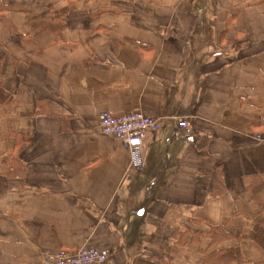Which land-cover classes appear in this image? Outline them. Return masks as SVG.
I'll use <instances>...</instances> for the list:
<instances>
[{"label":"crops","instance_id":"crops-1","mask_svg":"<svg viewBox=\"0 0 264 264\" xmlns=\"http://www.w3.org/2000/svg\"><path fill=\"white\" fill-rule=\"evenodd\" d=\"M0 78V264H264V0H0ZM101 112L160 121L142 171Z\"/></svg>","mask_w":264,"mask_h":264},{"label":"built area","instance_id":"built-area-1","mask_svg":"<svg viewBox=\"0 0 264 264\" xmlns=\"http://www.w3.org/2000/svg\"><path fill=\"white\" fill-rule=\"evenodd\" d=\"M176 120V118H175ZM98 126L104 136L115 137L129 152V171L138 173L143 170L142 145L148 132L161 128L159 120L141 112H129L113 115L101 112L98 115ZM179 128H187L184 121H177ZM253 139L257 144L264 145V133H256ZM110 252L106 249L92 247L80 248L73 252H42L43 264H108Z\"/></svg>","mask_w":264,"mask_h":264},{"label":"trees","instance_id":"trees-1","mask_svg":"<svg viewBox=\"0 0 264 264\" xmlns=\"http://www.w3.org/2000/svg\"><path fill=\"white\" fill-rule=\"evenodd\" d=\"M10 94L7 92V90L2 86L1 78H0V108L5 105L6 103L11 102L10 100ZM249 188V186H247ZM253 199L258 202L259 198H264V190L262 193H258L257 195L254 194ZM261 210L264 209V201L263 204H261ZM263 207V208H262ZM231 235H229L227 232H225L221 227H213L211 231L210 238L214 242L221 241L224 239L230 238ZM255 241L264 247V225H260V223L255 227ZM224 259V263H231L233 261H236L238 263H241L240 257H239V251L237 249L227 251L225 254L221 255Z\"/></svg>","mask_w":264,"mask_h":264}]
</instances>
